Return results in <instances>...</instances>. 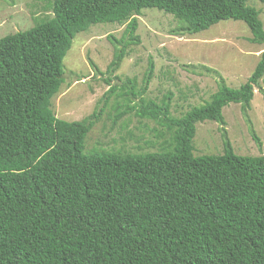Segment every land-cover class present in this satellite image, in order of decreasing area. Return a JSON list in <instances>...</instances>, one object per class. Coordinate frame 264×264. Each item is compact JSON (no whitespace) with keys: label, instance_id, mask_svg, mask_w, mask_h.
I'll return each mask as SVG.
<instances>
[{"label":"trees","instance_id":"trees-1","mask_svg":"<svg viewBox=\"0 0 264 264\" xmlns=\"http://www.w3.org/2000/svg\"><path fill=\"white\" fill-rule=\"evenodd\" d=\"M247 1L50 0L51 17L0 38V264H264V155L236 154L223 127L221 154L196 155L193 145L196 123L223 126L229 103L250 123L264 49L245 82L233 88L220 78L209 100L180 117L170 113V92L160 102L144 96L152 61L140 83L106 79L105 102L125 101L114 122L134 112L169 132L157 151L86 150L102 109L68 121L51 103L72 39L91 25L125 24L121 39L110 36L113 73L139 42L143 8L172 15L189 34L241 20L263 44L260 11Z\"/></svg>","mask_w":264,"mask_h":264},{"label":"rangeland","instance_id":"rangeland-1","mask_svg":"<svg viewBox=\"0 0 264 264\" xmlns=\"http://www.w3.org/2000/svg\"><path fill=\"white\" fill-rule=\"evenodd\" d=\"M247 4L259 9L264 27V4L258 0H248ZM51 16L50 0H0V38L29 29L35 22ZM135 17L139 42L127 47L126 56L115 72L106 70L115 49L110 36L121 39L125 24L91 25L75 35L63 58L64 82L51 99L56 116L68 121L81 120L102 109L99 120L88 133L86 150L157 151L169 137V132L157 122L134 112L114 122L116 106H123L125 101L111 95L105 102L109 87L106 79L114 84L117 81L114 76L121 81L135 77L140 83L152 61L153 77L144 96L160 102L170 92V113L180 117L191 107L209 100L220 78L233 88L245 82L264 49V43L249 40L250 30L241 20H222L206 30L189 34L176 31L177 21L172 15L156 8H143ZM260 86L264 88V77ZM222 113L223 126L212 120L196 123L194 153L221 154L223 127L236 154L264 155V90L254 89L248 110L250 123L237 103L227 104ZM251 128L259 137L260 146L252 138ZM160 132L163 134L157 136Z\"/></svg>","mask_w":264,"mask_h":264}]
</instances>
